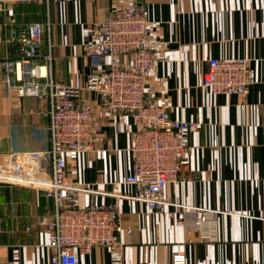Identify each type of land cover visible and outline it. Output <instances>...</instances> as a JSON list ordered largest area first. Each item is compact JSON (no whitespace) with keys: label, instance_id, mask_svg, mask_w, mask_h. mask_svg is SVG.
Listing matches in <instances>:
<instances>
[{"label":"crops","instance_id":"0c3cea01","mask_svg":"<svg viewBox=\"0 0 264 264\" xmlns=\"http://www.w3.org/2000/svg\"><path fill=\"white\" fill-rule=\"evenodd\" d=\"M140 1L161 54L149 74L160 89L158 100L170 117L201 124L188 136L191 177L168 183L164 197L218 213L212 222L215 240L204 242L190 224H175L180 212L170 217L142 202L119 199L121 226L131 229L124 235V264H170L176 249L186 253L188 264H264V0ZM112 2L50 0L52 27L43 52L50 44L51 71L58 81L86 77L89 38ZM13 11L20 18L42 15L32 5ZM5 32L0 10V60L17 59ZM234 57L249 60L256 83L245 95L206 92L200 83L207 60ZM121 59L129 61L128 55ZM85 98L97 101L92 93ZM46 105L45 99L19 97L0 80V153L47 148L48 121L41 114ZM102 121L104 134L94 150L67 156L71 179L102 191L81 194V204H113L116 198L109 193L135 192L122 182L132 165L133 120L127 115L113 126L102 114ZM51 211L52 201L43 192L0 185V264L47 263L46 234L37 222ZM76 264H109L108 252L94 247L77 255Z\"/></svg>","mask_w":264,"mask_h":264},{"label":"built area","instance_id":"2783aa9c","mask_svg":"<svg viewBox=\"0 0 264 264\" xmlns=\"http://www.w3.org/2000/svg\"><path fill=\"white\" fill-rule=\"evenodd\" d=\"M6 42L15 45L17 59L0 60V80L19 97L45 99L41 112L48 121L42 150L0 153V185H15L39 190L52 201V211L37 222L46 234V264H76L77 255L90 254L104 247L109 264H124V235L119 220V199H133L148 209L165 212L177 226L191 225L204 242L215 240L213 215L217 210L180 205L164 197L168 183L191 177L188 160V136L201 128L195 121L170 117L158 100L160 92L150 72L161 54L151 38L150 23L140 0H113L103 19L94 24L88 41L90 68L85 78L70 84L58 81L52 71V56L43 52L49 41L52 22L50 0H0ZM36 6L41 16L25 18L13 8ZM128 55L129 61L121 57ZM45 73L41 74V68ZM256 74L245 57L209 58L201 87L219 95H245L256 83ZM86 93L94 94L93 104ZM102 114L111 117V125L133 120L132 165L123 184L134 193H109L113 204H81V194L102 193L94 186L71 179L67 156L94 150L95 141L104 134ZM170 264H188L186 253L176 249Z\"/></svg>","mask_w":264,"mask_h":264},{"label":"bare ground","instance_id":"6f19581e","mask_svg":"<svg viewBox=\"0 0 264 264\" xmlns=\"http://www.w3.org/2000/svg\"><path fill=\"white\" fill-rule=\"evenodd\" d=\"M44 73H45V68L42 67V68H41V74H44Z\"/></svg>","mask_w":264,"mask_h":264}]
</instances>
